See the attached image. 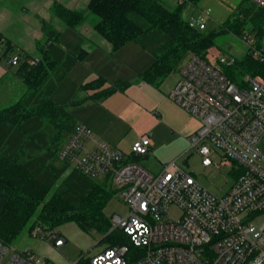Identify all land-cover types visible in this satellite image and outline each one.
<instances>
[{
	"label": "built area",
	"instance_id": "1",
	"mask_svg": "<svg viewBox=\"0 0 264 264\" xmlns=\"http://www.w3.org/2000/svg\"><path fill=\"white\" fill-rule=\"evenodd\" d=\"M264 9V0H251ZM186 0H178L182 5ZM208 12L191 16L189 26L206 30ZM253 56L264 63V50L249 34L242 37ZM214 60V59H213ZM18 55L10 65L18 66ZM31 65L35 60L28 61ZM216 62V63H214ZM189 56L177 71L180 78L168 97L199 121L189 136L190 148L204 167L229 168L234 183L217 196L203 188L176 160L152 173L134 156L145 157L151 136L132 146L130 155L99 140L84 124H77L59 159L82 174L108 179L115 195L130 211L116 216L118 229L138 251L133 262L129 248L117 246L69 264H264V76L246 74L237 82L226 74L235 58L220 54L215 61ZM171 208L180 211L175 219ZM32 237L59 249L66 239L37 226ZM0 264H52L28 250L0 242Z\"/></svg>",
	"mask_w": 264,
	"mask_h": 264
},
{
	"label": "trees",
	"instance_id": "2",
	"mask_svg": "<svg viewBox=\"0 0 264 264\" xmlns=\"http://www.w3.org/2000/svg\"><path fill=\"white\" fill-rule=\"evenodd\" d=\"M200 2L186 0L170 9L163 0H91L88 11L98 19L93 22V29L111 44L113 52L134 43L154 57L153 64L139 75V83L160 88L189 56L207 59L215 45L216 33L191 28L182 17L187 6L197 7ZM53 9L72 29L87 20L85 11H73L59 3ZM237 12L238 23L224 25L218 31L241 35L235 26L245 22L252 26L253 38L261 48L264 9L244 0ZM42 30L46 43L39 45V58L17 52L14 43L0 32V63L6 62L9 70L15 68L16 77L26 88L15 103L0 109V242L12 245L29 224L31 235L37 225L54 231L62 224L74 222L84 233H104L107 248L127 246L132 263L138 251L122 231H111L113 224L104 211L115 196L110 181L69 170L70 166L59 159L77 125L69 107L79 102L58 104L51 95L88 51L83 49L75 57L61 46L59 31L45 21ZM16 55L20 62L14 67L9 62ZM29 60H35V64ZM226 74L234 82L246 74L264 76V63L248 50L234 67L226 68ZM130 86L120 80L107 85L99 77L83 84L80 90L100 89L99 96L93 98L103 101L115 93H124Z\"/></svg>",
	"mask_w": 264,
	"mask_h": 264
},
{
	"label": "rangeland",
	"instance_id": "3",
	"mask_svg": "<svg viewBox=\"0 0 264 264\" xmlns=\"http://www.w3.org/2000/svg\"><path fill=\"white\" fill-rule=\"evenodd\" d=\"M163 1L170 9H174L178 4V0ZM243 1L244 0H201L197 7L189 5L185 8L182 14L185 20H188L191 16L196 18L201 15L202 12H208L209 16L206 18V30L204 31L206 33H216L214 39L215 45L208 54L212 62L215 61V58L217 60L220 54L235 58L236 61L242 60L247 55L249 48L243 41L242 34L246 33L253 37L251 25L245 22L237 24L235 30H241V35L236 33V31H224L222 33L218 31L224 25H228L229 27V25L238 23L235 22L238 15L237 11ZM90 2L91 0H0V30L4 36L14 43L17 52L39 58L41 56L39 45L43 46L46 43V38L42 30L43 22L45 21L51 28L61 33L60 40L62 44L67 47L68 51L76 53L77 56H79L81 52L79 49V42L81 41V39H79L81 38L79 33L67 27L56 16L53 6L55 3H59L73 11H85L87 20L77 28L82 30L91 28L93 30L92 24L98 19L88 11ZM260 46L264 50V38L260 41ZM173 77V80L166 81V84L168 82L171 84L176 82L180 78V74L176 72ZM13 88L16 90V93L13 95H23L26 89L23 84L17 82L13 83L12 79L6 77L0 84V94L6 95L8 91H10L8 92L9 94H12L14 92ZM19 97L20 96L0 95V109L12 105ZM52 98L55 100L56 96H52ZM168 102L169 103L165 105L168 113L166 117L168 116L173 122L172 128L176 131V134L170 137L162 127L160 131L162 135L160 138L162 141L172 142V150L175 148L180 149L184 147V143L177 133L181 132V128L186 125V123H184L186 118L187 120L194 118L190 117L172 101L169 100ZM168 117L166 119H169ZM194 120L198 123L197 128H199V121L197 119ZM149 124L150 121L147 118L142 119L138 123V130L150 133L149 130L151 126ZM181 151H183L182 154L176 159L177 164L187 173L193 175L203 188L217 196H222L229 191L234 183V177L231 175L229 168L223 167L221 169H216L213 167H204L201 156L190 148L189 140L188 146L184 147ZM140 164L150 172H156L157 162L153 156L150 159L141 161ZM69 170H72V168L70 167ZM104 211L113 224L116 216L121 218L126 217L130 208L115 195L108 201ZM169 214L175 219H179L181 216L180 211L176 208H171ZM32 222L33 219L31 220V223ZM263 222L264 216L259 219L258 223L261 224ZM29 229L30 224L12 244L13 247L20 251L29 249L42 260H47L52 264H59L61 261L66 262L65 264H69L73 261L86 259L109 246L105 243L107 241L103 242L105 238L104 233H84L74 222L62 224L54 230L67 241L66 244L59 249L41 238L32 237L29 234ZM58 260H60V262Z\"/></svg>",
	"mask_w": 264,
	"mask_h": 264
},
{
	"label": "crops",
	"instance_id": "4",
	"mask_svg": "<svg viewBox=\"0 0 264 264\" xmlns=\"http://www.w3.org/2000/svg\"><path fill=\"white\" fill-rule=\"evenodd\" d=\"M74 30L81 37L79 38L81 39L79 56L83 49H86L88 53L84 60L77 63L68 76L58 85L52 93L51 99L58 104L78 101L79 105L69 107V112L75 122L88 126L97 139L120 149L126 155L131 154L132 146L137 140L149 134L152 145L148 159L152 156L155 158L157 166L154 173L160 172L166 163L180 157L183 152L181 150L188 146L189 136L198 129L196 120L185 119L186 125L181 128V132L177 133L184 143V147L180 149L172 150L173 143L162 141L160 138L162 127L170 137L176 134L172 128L173 122L168 116L169 119H166L168 113L165 108L170 100L168 93L176 82L173 84L170 82L166 84L165 82L160 88H154L147 83H139V75L150 67L155 60L150 53L134 43L113 52L111 44L94 29L82 30L77 28ZM59 41L68 53L79 57L76 53L69 52L60 39ZM14 72L15 68L9 70L6 62L0 63V84L6 77L12 79L13 83L23 84ZM99 77L103 78L107 85H112L120 80L130 83L131 86L124 93H115L103 101L95 100L93 96H99L100 89L81 91L80 87ZM173 78L171 77L167 81H171ZM13 91L12 94H9L10 91H8L6 95H0L22 96L20 94L13 95L16 90L13 88ZM52 96H56L55 100ZM178 107L183 110L180 106ZM144 118L150 121V133L138 130V123ZM58 261L60 262V260ZM65 263L61 261L59 264Z\"/></svg>",
	"mask_w": 264,
	"mask_h": 264
},
{
	"label": "water",
	"instance_id": "5",
	"mask_svg": "<svg viewBox=\"0 0 264 264\" xmlns=\"http://www.w3.org/2000/svg\"><path fill=\"white\" fill-rule=\"evenodd\" d=\"M149 156H145V157H141V156H134L133 157V160L135 162H141V161H144V160H147Z\"/></svg>",
	"mask_w": 264,
	"mask_h": 264
}]
</instances>
